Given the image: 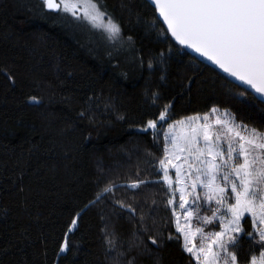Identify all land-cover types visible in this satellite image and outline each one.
<instances>
[{"label": "trees", "instance_id": "obj_1", "mask_svg": "<svg viewBox=\"0 0 264 264\" xmlns=\"http://www.w3.org/2000/svg\"><path fill=\"white\" fill-rule=\"evenodd\" d=\"M99 3L117 41L37 0H0V264H196L157 181L165 124L216 108L264 132V104L174 45L146 1ZM148 119L158 127L141 131ZM237 251L245 264L259 245Z\"/></svg>", "mask_w": 264, "mask_h": 264}, {"label": "snow or ice", "instance_id": "obj_2", "mask_svg": "<svg viewBox=\"0 0 264 264\" xmlns=\"http://www.w3.org/2000/svg\"><path fill=\"white\" fill-rule=\"evenodd\" d=\"M150 4L178 45L210 61L264 98V0H150ZM42 5L50 12L86 22L105 33L110 41L121 38V27L99 0H42ZM152 67L150 62L148 68ZM168 107L160 111L159 121L167 120ZM217 113L216 108L211 110L216 116L214 122L209 114L202 120L199 115L187 117L169 124L170 131L165 133L164 156L159 164L171 192L168 205L174 204L179 193V208L185 220L182 225L173 211L176 231L183 238L184 251L196 264H240L237 249L244 237L250 246L259 245V255H252L245 264H264V132L237 125ZM157 127L155 119H148L141 131ZM170 168L175 170V182ZM141 183L130 187L139 188ZM198 188L204 189V200L217 205L212 217L202 220L210 225L218 219L219 231L205 234L203 228L192 229V206L200 207ZM111 191V187L104 189ZM100 198L98 195L97 200ZM120 206L125 207L123 203ZM246 218H250L251 231ZM77 222L74 218L68 226L60 253L69 250L68 234ZM197 234L201 238L199 245L194 243ZM107 242L109 250L115 248L114 239ZM151 243L155 245L157 240Z\"/></svg>", "mask_w": 264, "mask_h": 264}, {"label": "rangeland", "instance_id": "obj_3", "mask_svg": "<svg viewBox=\"0 0 264 264\" xmlns=\"http://www.w3.org/2000/svg\"><path fill=\"white\" fill-rule=\"evenodd\" d=\"M77 14L80 15V13H77ZM66 16L73 17L72 15H69V14H63L62 19H66V18H64ZM95 30L100 31L99 29H95ZM207 114H209L210 120L214 122L215 119H216V116L212 115L211 112L210 113H207ZM204 115H199L201 117V120H202V118H203ZM217 115H219L222 118H227V119L233 120L235 124L240 125V124H238L234 120L233 116L231 114H229L228 112H226V111L218 110ZM192 116H197V115H192ZM192 116H188V117H192ZM182 119H185L186 120L187 117H182V118H180L178 120H174V121H171V122H168L167 124H165V126H164V128L162 130L164 144L166 142L165 141V133L170 131L169 130V124H175L176 121H179V120H182ZM224 148L226 150V148H227V145L226 144L224 145ZM163 156H164V153H163ZM177 163H180V161H177ZM161 172H162V170H161ZM169 174L172 177L173 182H175V170L170 168L169 169ZM157 181L164 182L163 178L160 179V180H157ZM197 191L201 194V200L199 201L200 207L198 209H196L195 205L192 206V210H195L194 217H193V219L191 221V226H192L193 231L197 227L203 228L205 234H207L209 232H213V231H219L220 230L219 229V223L220 222H219L218 219L217 220H214L213 224H210V225L209 224H205L203 222V220H202V218L205 217V216L211 218L212 217V210L215 209L217 207V205L215 204L214 201L212 203H208L206 200H204V197H203L204 189H199L198 188ZM228 191L230 192V188H229ZM189 199L191 200V197ZM171 208H172V211H175L177 213V216L180 217V223L183 225L185 223V220H184V217H183V210L179 208V193H176V196L174 198V204L171 205ZM246 219L249 220L248 221L249 224L247 226L248 227L247 229L249 231H251V221H250V218H246ZM174 229L176 231V217H174ZM200 242H201L200 235L197 234V237L194 240V243H196L197 245H199ZM183 243L184 242H183V238H182V245H183ZM187 254H189V253H187ZM257 255H259V254H257Z\"/></svg>", "mask_w": 264, "mask_h": 264}, {"label": "water", "instance_id": "obj_4", "mask_svg": "<svg viewBox=\"0 0 264 264\" xmlns=\"http://www.w3.org/2000/svg\"><path fill=\"white\" fill-rule=\"evenodd\" d=\"M39 2L42 3V0H37ZM146 1L153 9L154 7L150 4V0H144ZM44 10L48 13H52V14H57V13H54V12H50L48 10H46L44 8ZM158 20L160 21V23L163 25V21L158 17V15L156 14ZM163 27L165 28L166 32H167V29H166V26L163 25ZM168 37L170 38V40L173 42L174 45H176L178 48H180L182 51H184L185 53H187L188 55H190L191 57H193L196 61L202 63L203 65H206L207 67L211 68L212 70L216 71L218 74H220L223 78H225L227 81H229L230 83H232L233 85L245 90L246 92H248L249 94L252 95V97H254L257 101L261 102L262 99L264 98H261L259 97L258 95H256L254 92L251 91V89L247 88L246 85H243L241 84L239 81H236L234 78L228 76L226 73H224L221 69H219L216 65L212 64L210 61L206 60L205 58L199 56L197 53L191 51L190 49H187V48H184V47H181L180 45H178L175 40L169 35L167 34ZM262 104H264V102H261Z\"/></svg>", "mask_w": 264, "mask_h": 264}]
</instances>
